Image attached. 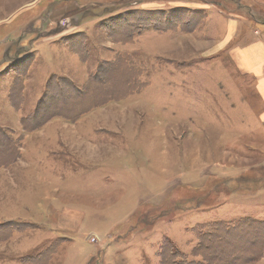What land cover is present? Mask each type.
<instances>
[{"label": "rangeland", "instance_id": "rangeland-1", "mask_svg": "<svg viewBox=\"0 0 264 264\" xmlns=\"http://www.w3.org/2000/svg\"><path fill=\"white\" fill-rule=\"evenodd\" d=\"M256 1L0 0V130L19 154L0 167V264L201 263V226L264 220L262 104L222 20L260 19ZM53 76L89 92L59 107L104 103L28 131Z\"/></svg>", "mask_w": 264, "mask_h": 264}, {"label": "trees", "instance_id": "trees-1", "mask_svg": "<svg viewBox=\"0 0 264 264\" xmlns=\"http://www.w3.org/2000/svg\"><path fill=\"white\" fill-rule=\"evenodd\" d=\"M141 14V10H137ZM145 12V11H144ZM162 16L169 13V11H161ZM138 13V14H139ZM120 25L127 27L128 23L119 21H110L109 24L103 27L107 31H112L113 27L118 28ZM72 37V36H71ZM69 39L74 40L75 37ZM78 40L76 46L79 47ZM76 48V47H75ZM74 48V49H75ZM14 67V66H13ZM101 68H98V70ZM100 73V71H99ZM119 78L121 83L129 87L130 91H124L120 94L115 92V98L123 99L131 95L135 91L133 90L132 80L129 77L124 80L125 74L120 73ZM124 81H123V80ZM101 83V81H100ZM16 85V84H14ZM112 87V86H110ZM88 90H80L76 86L69 84L64 77L53 76L48 83H46V90L43 93L41 99L38 101L36 109L33 110L31 121L38 120L39 123H35L32 126H28V131L36 130L42 127L52 117L61 116L66 120H72L73 118H79L83 114L90 111L91 108L99 107L103 102H100L95 95L100 94L99 91L94 93L93 99L87 104L79 106L73 112L72 106L59 107L63 100L59 96L72 95L76 97L77 102H86L88 100ZM10 92L8 99L14 103V96L19 94V91L13 93ZM94 92V91H92ZM123 95L124 93H126ZM126 96V97H125ZM65 101V100H63ZM75 103V104H76ZM15 105V103H14ZM16 106V105H15ZM77 108V107H73ZM38 124V125H37ZM42 124V125H41ZM24 130L25 126H22ZM5 133L0 130V167L9 166L17 160V154L14 156L12 151H17L14 142ZM196 234L198 245L195 251L202 256L201 263L193 264H255V260H258L264 250V220L244 218L231 222H209L206 226H201ZM163 246V245H162ZM245 248V249H244Z\"/></svg>", "mask_w": 264, "mask_h": 264}, {"label": "crops", "instance_id": "crops-1", "mask_svg": "<svg viewBox=\"0 0 264 264\" xmlns=\"http://www.w3.org/2000/svg\"><path fill=\"white\" fill-rule=\"evenodd\" d=\"M230 1L235 3V0ZM261 1L264 3V0ZM247 10L241 13L235 9L229 18H221L225 27L223 47L225 50L229 48L235 69L240 74L236 72L238 78L243 77L247 84L246 90L249 92L250 87H255V93L250 91L249 94L256 103L262 104H257L256 108L262 106L259 125L264 129V15L260 19H253Z\"/></svg>", "mask_w": 264, "mask_h": 264}]
</instances>
